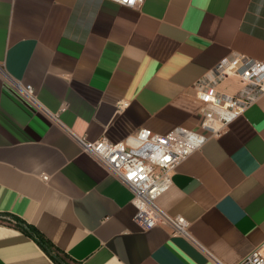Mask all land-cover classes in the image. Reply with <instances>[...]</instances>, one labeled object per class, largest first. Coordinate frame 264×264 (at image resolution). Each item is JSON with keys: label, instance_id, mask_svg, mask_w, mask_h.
Here are the masks:
<instances>
[{"label": "crops", "instance_id": "crops-1", "mask_svg": "<svg viewBox=\"0 0 264 264\" xmlns=\"http://www.w3.org/2000/svg\"><path fill=\"white\" fill-rule=\"evenodd\" d=\"M229 54L264 58V0H0V264H57L7 214L80 264H238L264 243V92L158 196L186 234L143 229L132 190L78 141L202 131L198 82Z\"/></svg>", "mask_w": 264, "mask_h": 264}, {"label": "built area", "instance_id": "built-area-1", "mask_svg": "<svg viewBox=\"0 0 264 264\" xmlns=\"http://www.w3.org/2000/svg\"><path fill=\"white\" fill-rule=\"evenodd\" d=\"M114 1L132 7H139L144 2ZM230 74L239 76L244 82L243 87L233 94L217 89L218 83ZM19 87L34 99L32 86ZM263 92L264 58L229 54L218 62L210 75L198 82L202 131L178 125L161 134L143 127L119 142L106 137L93 141L78 137V141L84 150L132 190L137 208L134 220L143 229L168 226L173 233L186 234L189 226L186 218L168 214L158 205V196L171 185L178 163L199 148L210 135L218 134L242 114ZM238 264H264V243Z\"/></svg>", "mask_w": 264, "mask_h": 264}, {"label": "trees", "instance_id": "trees-1", "mask_svg": "<svg viewBox=\"0 0 264 264\" xmlns=\"http://www.w3.org/2000/svg\"><path fill=\"white\" fill-rule=\"evenodd\" d=\"M7 217L10 221L13 220L15 225L19 227L22 231L33 236L39 243V245L50 255V257L57 264H80L79 262L73 260L66 253L62 252L48 238L41 234L33 225L12 214H7ZM0 219L6 220V213H0Z\"/></svg>", "mask_w": 264, "mask_h": 264}]
</instances>
